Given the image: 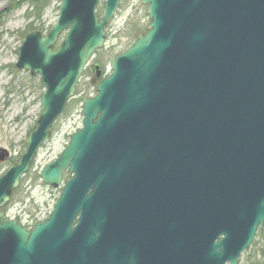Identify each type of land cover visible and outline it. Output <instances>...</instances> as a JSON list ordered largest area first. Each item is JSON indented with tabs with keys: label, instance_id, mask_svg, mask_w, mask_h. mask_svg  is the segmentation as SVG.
<instances>
[{
	"label": "water",
	"instance_id": "water-1",
	"mask_svg": "<svg viewBox=\"0 0 264 264\" xmlns=\"http://www.w3.org/2000/svg\"><path fill=\"white\" fill-rule=\"evenodd\" d=\"M59 2L49 32H31L18 50L16 67L45 91L25 153L0 175V264H113L102 250L114 225L106 215L138 187L152 189L156 237L166 241L156 264H238L264 229V0H141L148 31L82 100V128L40 174L62 193L28 230L3 208L121 4ZM8 158L0 149V162Z\"/></svg>",
	"mask_w": 264,
	"mask_h": 264
},
{
	"label": "rangeland",
	"instance_id": "rangeland-1",
	"mask_svg": "<svg viewBox=\"0 0 264 264\" xmlns=\"http://www.w3.org/2000/svg\"><path fill=\"white\" fill-rule=\"evenodd\" d=\"M18 2L23 4L16 7ZM59 5V0H50L46 8L39 7L34 13L29 0H0V149L9 153V158L0 162V175L25 153L26 141L37 127L41 96L45 91L39 76H31L16 67L19 47L31 32L48 33L59 17ZM9 9H12L10 13ZM103 9L104 2H101L97 8L100 17ZM149 24L147 6L141 0L121 1L106 28V43L89 62L77 85L76 97L53 126L51 138L42 146L29 173L5 206L8 218L32 227L53 212L62 185L57 189L49 187L43 183L40 174L47 164L60 156L71 137L83 126L82 99L96 94L91 67L101 65L103 71L110 72L112 60L130 47L137 34L146 30ZM62 38L63 35L58 44ZM239 264H264V229L242 254Z\"/></svg>",
	"mask_w": 264,
	"mask_h": 264
},
{
	"label": "flooded vegetation",
	"instance_id": "flooded-vegetation-1",
	"mask_svg": "<svg viewBox=\"0 0 264 264\" xmlns=\"http://www.w3.org/2000/svg\"><path fill=\"white\" fill-rule=\"evenodd\" d=\"M146 33L147 29L140 32ZM108 74L106 70L102 72L101 79ZM134 193L135 197L123 199L114 212L106 215L114 225L110 226L108 222L105 225V233L108 234L103 238L102 250L104 254L113 256V264H156L165 256L166 241L156 237L153 191L150 187H138ZM79 217L80 214L74 226Z\"/></svg>",
	"mask_w": 264,
	"mask_h": 264
},
{
	"label": "trees",
	"instance_id": "trees-1",
	"mask_svg": "<svg viewBox=\"0 0 264 264\" xmlns=\"http://www.w3.org/2000/svg\"><path fill=\"white\" fill-rule=\"evenodd\" d=\"M29 1L33 5V9H34V13H35L37 10H39V7L46 8L49 5L50 0H29ZM21 4H23V3L18 2L16 7H19ZM11 11H12V9H9V13ZM131 37H133V35H131ZM136 39H137V36H136Z\"/></svg>",
	"mask_w": 264,
	"mask_h": 264
}]
</instances>
